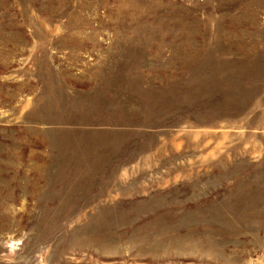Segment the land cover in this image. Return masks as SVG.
<instances>
[{
    "label": "rangeland",
    "instance_id": "374dc122",
    "mask_svg": "<svg viewBox=\"0 0 264 264\" xmlns=\"http://www.w3.org/2000/svg\"><path fill=\"white\" fill-rule=\"evenodd\" d=\"M0 264H264V0H0Z\"/></svg>",
    "mask_w": 264,
    "mask_h": 264
}]
</instances>
